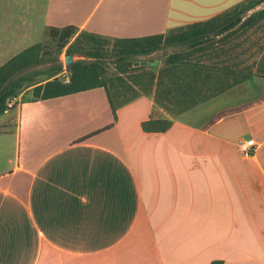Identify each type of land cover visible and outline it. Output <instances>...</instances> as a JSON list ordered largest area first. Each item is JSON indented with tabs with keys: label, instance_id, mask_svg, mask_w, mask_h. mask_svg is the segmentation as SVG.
<instances>
[{
	"label": "crops",
	"instance_id": "0c3cea01",
	"mask_svg": "<svg viewBox=\"0 0 264 264\" xmlns=\"http://www.w3.org/2000/svg\"><path fill=\"white\" fill-rule=\"evenodd\" d=\"M242 1L48 0L44 26L141 38ZM231 82L197 91L196 122L154 93L114 115L102 88L21 92L0 117V264H264V77Z\"/></svg>",
	"mask_w": 264,
	"mask_h": 264
},
{
	"label": "trees",
	"instance_id": "16d2710c",
	"mask_svg": "<svg viewBox=\"0 0 264 264\" xmlns=\"http://www.w3.org/2000/svg\"><path fill=\"white\" fill-rule=\"evenodd\" d=\"M262 5L264 0H244L209 20L141 38L111 39L87 32L77 34L76 29L70 26L50 28L49 35L56 41L58 54L74 38L66 52L83 54L92 60L71 64L66 69V80L59 77L64 71L59 59L44 71L18 76L24 69L39 63L40 46L36 44L20 52L0 66V117L11 102L28 88H32V100L54 99L102 88L114 115L118 108L152 93L155 102L166 110L173 106L179 113L187 111L203 101L195 98L202 87L222 91L227 77H232L228 87L252 77L251 72L236 73L227 66L205 64L202 58L209 57L217 50L218 44L234 35L256 28L264 19V8L243 18ZM163 47H178L181 50L164 56L160 66H133L146 60L140 57H148L146 61L153 62L151 55ZM107 61L114 65L113 74L108 72ZM40 75L45 78L37 81ZM171 124V121L150 117L141 123V129L145 133H159L168 130Z\"/></svg>",
	"mask_w": 264,
	"mask_h": 264
},
{
	"label": "rangeland",
	"instance_id": "374dc122",
	"mask_svg": "<svg viewBox=\"0 0 264 264\" xmlns=\"http://www.w3.org/2000/svg\"><path fill=\"white\" fill-rule=\"evenodd\" d=\"M2 3L3 1L0 0V66L25 49L38 44L40 46L39 63L24 69L18 76L34 71H44L59 59L64 69L59 77L62 80H66L68 72L64 68V57L69 55L66 50L74 38L69 41V44L62 50L61 54L57 53L56 41L50 37L48 29L44 26L45 15L48 10V0H5V3ZM5 10L6 14H4ZM1 16L3 17L1 18ZM180 50L178 47H163L152 59L158 61L156 66H160L159 60L161 57ZM221 50H224V52ZM214 52L215 55H213ZM213 53L209 57L204 56L202 61L205 64L215 63L220 66H227L236 73L251 72L252 77H264V21L257 25L256 28L246 33L236 34L226 42L218 44L217 50L213 51ZM74 54V62L92 60L86 55ZM140 59L147 60L148 57H140ZM106 67L109 74L115 72L111 61L106 62ZM137 72L140 71H135V73ZM44 78L45 76L40 75L36 79L38 81ZM225 98L227 97H221V99L216 101L215 105L218 107L222 106ZM14 107L15 104H11V108ZM207 108H209L207 104L199 107L198 111L192 108L190 112L183 115L182 119L196 122L197 120L194 117L196 112L200 114V111H204ZM11 122H16L15 115L9 117L6 123L10 124Z\"/></svg>",
	"mask_w": 264,
	"mask_h": 264
},
{
	"label": "water",
	"instance_id": "95a60500",
	"mask_svg": "<svg viewBox=\"0 0 264 264\" xmlns=\"http://www.w3.org/2000/svg\"><path fill=\"white\" fill-rule=\"evenodd\" d=\"M74 57H75V54H69V55H66L64 57V68L67 69L71 64L74 63ZM163 62V60L161 61ZM158 63V61H154V62H146V61H142V62H139V63H134L135 66H148V67H154L156 66Z\"/></svg>",
	"mask_w": 264,
	"mask_h": 264
},
{
	"label": "built area",
	"instance_id": "2783aa9c",
	"mask_svg": "<svg viewBox=\"0 0 264 264\" xmlns=\"http://www.w3.org/2000/svg\"><path fill=\"white\" fill-rule=\"evenodd\" d=\"M11 105V104H10ZM255 146V142L254 140H248L246 142H244L243 144H241L240 148L241 151L244 155H247L250 152V148Z\"/></svg>",
	"mask_w": 264,
	"mask_h": 264
}]
</instances>
